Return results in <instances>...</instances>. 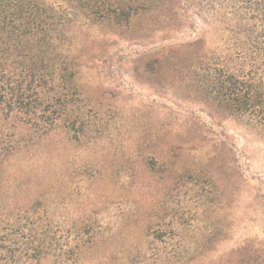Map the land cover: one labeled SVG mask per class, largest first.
<instances>
[{"label":"rangeland","instance_id":"374dc122","mask_svg":"<svg viewBox=\"0 0 264 264\" xmlns=\"http://www.w3.org/2000/svg\"><path fill=\"white\" fill-rule=\"evenodd\" d=\"M38 1L65 21L76 73L44 88L64 103L50 127L2 120L0 231L44 239L40 264H241L237 248L264 244V137L152 66L192 31L136 8L151 0H118L132 6L126 27L112 0Z\"/></svg>","mask_w":264,"mask_h":264},{"label":"trees","instance_id":"16d2710c","mask_svg":"<svg viewBox=\"0 0 264 264\" xmlns=\"http://www.w3.org/2000/svg\"><path fill=\"white\" fill-rule=\"evenodd\" d=\"M112 2L106 10L118 24L128 26L132 6ZM138 7L158 10L159 20L174 30L192 31L189 39L153 56L152 66L168 64L214 116L245 122L264 137V0H151ZM65 24L38 0H0V125L12 112L38 119L45 115L48 127L59 118L64 103L54 86L52 95H45L51 91L44 88L54 80L70 82L76 73L74 64L61 56ZM0 138L5 154L2 138L7 134L0 133ZM13 229L7 225L0 231V264H40L48 254L44 239ZM181 247L172 256L176 260L183 259ZM237 251L241 264H264L262 243Z\"/></svg>","mask_w":264,"mask_h":264}]
</instances>
